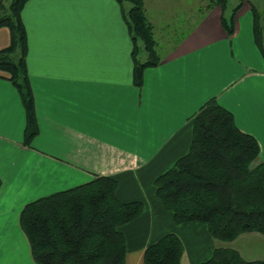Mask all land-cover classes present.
Here are the masks:
<instances>
[{"label":"crops","instance_id":"0c3cea01","mask_svg":"<svg viewBox=\"0 0 264 264\" xmlns=\"http://www.w3.org/2000/svg\"><path fill=\"white\" fill-rule=\"evenodd\" d=\"M250 4L264 15V3L244 0L232 35L221 24V7L201 17L197 6V21L161 53L158 65L144 69L137 86L133 44L116 0L25 3L26 68L38 132L24 143L21 95L0 70V264H37L19 221L27 203L96 176L114 177L121 201L143 203L141 214L120 228L125 264H143L146 247L170 232L183 243L180 264L205 261L217 247L235 249L245 260L264 259L260 233L223 242L205 224H175L154 186L188 152L193 116L211 98L256 139V162H264V56ZM9 41V29L0 27V49Z\"/></svg>","mask_w":264,"mask_h":264},{"label":"trees","instance_id":"16d2710c","mask_svg":"<svg viewBox=\"0 0 264 264\" xmlns=\"http://www.w3.org/2000/svg\"><path fill=\"white\" fill-rule=\"evenodd\" d=\"M27 1L0 3V27L10 32L9 44L0 49V70L9 74L21 95L26 113L25 144L38 132L26 68L27 34L21 15ZM116 1L133 44V82L140 86L144 69L158 65L163 55L157 50L143 0ZM243 1L238 0L228 13V0H209L199 10L202 13L221 7V24L232 35L234 16ZM250 6L253 36L264 56L263 11L254 4ZM141 53L144 59H140ZM192 122L188 152L154 180L161 205L172 214L175 224H205L210 235L223 242L248 232L264 236V162H256L258 142L238 129L233 115L215 98L199 108ZM116 191L114 177L96 176L85 184L27 203L19 221L34 262L125 264L126 241L120 228L141 214L143 203L121 201ZM183 252L180 238L166 233L146 247L143 264H180ZM198 264H264V259L245 260L235 249L217 247Z\"/></svg>","mask_w":264,"mask_h":264},{"label":"rangeland","instance_id":"374dc122","mask_svg":"<svg viewBox=\"0 0 264 264\" xmlns=\"http://www.w3.org/2000/svg\"><path fill=\"white\" fill-rule=\"evenodd\" d=\"M59 1L60 6H62L64 0ZM208 1L143 0L145 14L154 28V38L160 54L169 48L171 44L178 41L189 30V27L199 17L196 11L197 6L200 9H204ZM237 2L238 0H228L227 10H230ZM128 7L129 4H126V8Z\"/></svg>","mask_w":264,"mask_h":264}]
</instances>
